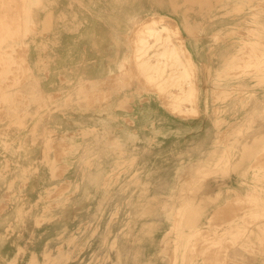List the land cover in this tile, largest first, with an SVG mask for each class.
<instances>
[{
  "label": "rangeland",
  "instance_id": "1",
  "mask_svg": "<svg viewBox=\"0 0 264 264\" xmlns=\"http://www.w3.org/2000/svg\"><path fill=\"white\" fill-rule=\"evenodd\" d=\"M203 1L205 3H202L201 11L200 3L191 4L186 0H182L176 8L170 6L169 0L151 5L146 18L138 19L127 35L128 51L122 61L115 62L112 86L109 85L107 91L99 84L100 80L82 79L71 86L69 81L73 82V79H67L64 84L66 76L72 75L75 79L77 76L70 69L64 71L63 68L46 66L48 71L41 73L44 78L43 86L53 95L44 100L43 104L47 108L46 113L52 115L51 122L39 120L40 123L35 128L56 133L52 161H38L43 145H30V132L27 135L28 142L20 146L19 153L14 158L22 164L33 165L34 172L27 183L22 185L18 178L16 163L3 175L0 172V208L4 212L3 218H0V264H30L32 257L36 264H47L46 258L55 260L60 253L70 255L66 264H92L95 255H98V264H117L116 248H121L119 264H173L172 249L177 235L174 228L177 208L180 207L178 196L181 184L188 177H196L191 180L202 184L186 192L200 193L199 197L205 198V212L211 220L204 221H209L212 225L214 221L227 219L228 225L234 219L245 216L251 225L256 224L252 214L257 209L245 197L252 188L250 184L256 181L257 169H264V114L250 116L248 121L245 118L247 124L234 131L235 117L224 115L225 110L216 109L213 117L215 128L211 126L210 135L204 138L208 143L201 137L189 145L182 140L179 142L178 137L164 141L160 138L164 135L159 129L162 125L154 130V123L178 124L186 119L199 118L201 101L198 82L199 79L203 80L204 72L200 68L195 71L198 98L194 109L186 114H176L170 103L174 97L181 95V91L172 85H169L168 90H160L158 87L164 83L163 80L158 77L148 79L135 65L134 46L138 35L145 31V21L165 20L178 26L184 35L186 20L190 19L191 14L199 11L200 15L207 11L206 0ZM209 2L217 4V13L226 18H234L246 7L255 6L250 9L253 13L250 24L256 27V18L264 26V13L261 11L264 10V0ZM162 3L164 8L161 7ZM190 5L194 10L189 8ZM235 7L244 9L240 11ZM174 9L183 17L182 26L173 16ZM156 14H159L158 17ZM161 15L163 16L160 17ZM26 21L27 13L21 0H17L16 4L7 3L6 0L0 2L2 63L8 65L7 61H10L13 64L0 68V92L19 91L27 81V75L21 67L24 63L25 38L13 35L16 29L25 28ZM225 25L223 38H232L235 30L230 26L235 23L227 19ZM262 31L264 34V29ZM247 34L257 37L250 29ZM220 38L210 37V61L204 65V70L208 73L207 84L214 92L215 107L217 104H225L233 97L234 92H254L261 88L264 90V78H261L264 76V68L257 72L255 68L245 67L246 63L241 65L238 61L239 66L229 69L227 75H224L225 63L218 69L216 50L218 44L225 42ZM153 42L154 39L149 37L148 43ZM244 46L248 49L245 62L253 64L257 51H252L254 48L250 42H246ZM237 55L240 56L239 53ZM28 59L31 61L30 56ZM150 61L157 63V58L153 56ZM42 68L44 67H40ZM3 69H9L6 77ZM242 80L247 83H238ZM235 81L238 82L235 84ZM80 82L86 88L84 106L72 105L63 111H57L56 103L65 95L64 92L57 93V89L67 85L74 92ZM252 97L247 101L249 105L254 108L262 107L264 112V98L256 99L255 95ZM1 106L3 104H0V110ZM157 106L169 113V116L156 115L157 111L153 108ZM254 111L259 112L261 109ZM1 119L4 121L8 117ZM24 133L25 131L21 136ZM10 137V133L5 132L2 135L4 141L0 138V167L2 143L9 142L12 148H18L15 142L10 141ZM155 139L158 141L154 143ZM245 143L250 145L248 152L243 151ZM254 143L257 145L254 146ZM224 151L235 154L230 156L232 164H229L228 169L224 164ZM199 165L204 166L203 176L196 170ZM237 172L243 173L238 175L242 179L225 178ZM261 181L264 182V179ZM9 191L11 194L8 196L14 198V201L5 206L2 202ZM217 195L219 201L216 205L212 203V199ZM20 207L31 209L24 223L19 222L16 217ZM146 207L150 208L147 214L144 212ZM228 208H231L230 212ZM198 209L193 212L201 210ZM257 224L264 225V220H257ZM209 225L205 224L202 229L206 236L212 229ZM219 225L221 227L215 228L223 230L222 222L216 223V226ZM255 228V235L258 237L259 231L254 226ZM210 238L204 244L201 239H196L191 244L194 251L186 249L184 258H178V262L190 264L195 260L198 263L204 257L208 264L255 263L256 260L246 250L238 246L218 248L213 245L217 237L212 234ZM163 240L169 242V245L166 243V248H170L171 253L168 255L167 252L161 257L160 243ZM253 247L256 257L261 256L257 264H264V242L255 243ZM21 248L24 249L22 254L19 252Z\"/></svg>",
  "mask_w": 264,
  "mask_h": 264
},
{
  "label": "crops",
  "instance_id": "2",
  "mask_svg": "<svg viewBox=\"0 0 264 264\" xmlns=\"http://www.w3.org/2000/svg\"><path fill=\"white\" fill-rule=\"evenodd\" d=\"M6 1L10 4L17 3V0ZM161 1L21 0L24 5V11L27 13V21L25 28L16 29L13 35L25 38L24 63L21 67L27 75V81L24 83V89L6 93L0 92V104H3L0 110L1 141H4L2 138L3 133L7 132L10 133V141L21 146L28 142V133L39 125V118L47 115V108H45L43 101L50 98L53 93L46 90L43 86L44 78L41 73L48 71L46 66L63 68L64 71L70 69L72 74L77 76L76 79L72 75L66 76L64 84L67 79H73V82L69 81L71 86L75 85L78 80L82 81V79H88L89 81L100 80L99 84L107 91L112 86L111 77L116 65L115 62L122 61L128 51L129 37L127 35L133 28V24L138 19H145L148 8L151 5L160 4ZM200 1L201 3L204 2L203 0H193V3H200ZM0 2H3V0ZM208 2L206 0V3ZM169 3H176L177 5L182 3V0H169ZM30 4L31 7L29 8ZM250 9L251 7H246L243 12L234 16V18H226L219 15V13H214V15L212 13L209 16L206 11L201 12L200 15L198 12L191 14L190 20L194 22L191 23L195 27V31L192 30V33L184 31V35L186 47L193 57V61L204 72L203 80L199 79L198 82L200 89L199 100L201 101L199 104V118L194 120L186 119L178 124L154 123L152 126L154 130L159 125H162L159 129L164 135L160 138H163L164 141H167L168 138L178 137L179 142L182 140L189 145L190 142L200 137L203 140L210 135L209 128L211 126L215 128V119L213 120V117L216 115V109L225 110L224 115L235 117L234 131L242 129L247 124L245 122L249 120L248 117L264 114L262 107L254 108L247 102L254 95L256 99H263L264 90L262 88L254 92H234L233 97L229 99H232V101L228 100L229 102L217 104L215 107L213 102L215 99L214 92L209 89L207 84L209 82L208 73L204 70L205 63L207 64L210 61V37L215 33L221 37L220 39L224 37V27L227 19L232 20L233 24L235 23L232 27L230 26V28L235 30V35L232 38H223L222 42L224 40L225 42L222 45L218 44L215 59L218 63V69L223 67L231 54L239 53V61L241 65L242 63L244 64L248 58V49L244 48L246 42L252 43L251 41L254 40L264 43V34L260 37H253L247 34L248 30L254 27L250 24L251 19H253V13H251L253 8ZM174 10L175 15L173 16L182 26L183 17L179 15L178 11L176 12V9ZM196 21H202L200 27H198ZM28 55L31 57V61H29ZM7 63L8 65L2 63L0 51V68L13 65L10 61H7ZM213 64L215 66V62ZM40 67L44 68L40 69ZM261 78H264V76ZM237 82L233 83L236 84ZM255 82L253 81V83ZM238 83L246 84L247 81L242 80ZM32 85H36L38 90L36 93L31 91ZM71 86L68 88L70 91L73 90ZM153 109L157 111L156 115L169 116V113H166L159 106ZM259 109L261 111H254ZM4 116L8 117V119L3 121L1 118ZM41 130L43 131L44 129L41 128ZM24 131L25 133L21 136ZM156 141L158 140L155 139L154 143ZM203 141L208 143L206 139ZM244 145L250 146L247 143ZM239 174L242 175L243 173L237 172L235 175L225 178L242 179V177L238 176ZM230 211L231 208H228V212ZM212 213H215V211ZM228 221L227 219L217 220L211 225L209 221L203 220L202 228L205 227V224H210L209 226L212 227L208 231V240L211 239L212 234L214 237L219 238L220 233L223 232L218 230L217 234H215L217 230L215 227H221L220 225L216 226V223L222 222L223 226L227 227ZM202 235L204 236V244L206 233L203 231ZM203 251L205 250L203 249Z\"/></svg>",
  "mask_w": 264,
  "mask_h": 264
},
{
  "label": "bare ground",
  "instance_id": "3",
  "mask_svg": "<svg viewBox=\"0 0 264 264\" xmlns=\"http://www.w3.org/2000/svg\"><path fill=\"white\" fill-rule=\"evenodd\" d=\"M173 1V0H172ZM189 1L191 4H193V0H186V2ZM195 1V0H194ZM209 1V0H207ZM260 1V0H257ZM205 3V1L203 2ZM207 5V13L209 16L214 13H217V10L219 6L217 4H212L211 2L206 3ZM171 7L176 8V3H170ZM161 7L164 8L165 5L162 3ZM252 8V6H250ZM255 7V6H254ZM253 7V8H254ZM190 9L194 10L192 8V5L189 7ZM203 5L200 2V11L202 10ZM236 10H243L244 7H235ZM157 10V9H156ZM264 13V10H261ZM199 13V11H198ZM262 13V15H263ZM159 14H156V17H158ZM164 15V14H163ZM161 15L160 17H162ZM214 17V16H213ZM212 18V17H211ZM193 21L186 20V32L192 33V30L195 31V27H193L192 23ZM254 22L256 24V27L250 28V31L254 33L257 37H260L263 35V29L264 26L259 21H256L254 19ZM253 22V23H254ZM198 24V27L201 26L202 21H196ZM144 32L140 33L138 37L136 38V45L134 46V58H135V65L140 71V73L147 77L148 79H155V77L161 78L163 80V84L159 85L160 90H168L170 87L169 85L176 86L180 91L181 95L174 97L173 101L170 103V107L173 109V111L176 114H186L189 113L194 109L196 99L198 98L196 95V87H195V71L198 69L196 63L193 61V57L189 53L186 45H185V36L182 33V30L176 26L171 24L170 22H166L165 20L160 21H145L144 23ZM212 25V24H211ZM188 29V30H187ZM196 34V33H195ZM218 35L215 33L214 35H211V38H216ZM149 37L154 39L153 43L149 42ZM3 41V38L1 39ZM253 44L252 51H257V58L255 57V62L247 63L244 65L245 67H252L257 70V72H260L264 68V44L262 42L258 41H251ZM232 44V43H231ZM6 51L4 52V54ZM155 56L157 58V63H152L150 61V58ZM239 57L237 54H231L229 56V59L227 62H225V73L224 75H227L229 72V69L234 68L238 65ZM9 69H3L4 76L6 77ZM253 75V74H252ZM251 75V76H252ZM4 79V78H3ZM81 83V82H80ZM79 83V86L76 87L74 92H71L68 90L67 85H64L59 88V92H64L65 95L61 99V101H58L56 103L57 111H63L65 108L72 106V105H78L80 107L84 106V98H85V91L86 88L84 85ZM24 88V86L22 87ZM31 91L35 92L38 91L37 87L35 85L31 86ZM222 93V92H221ZM63 94V93H61ZM51 116L52 115H45L43 117H40V121L45 122H51ZM5 137V135L3 136ZM29 137L31 138L30 145L37 146V145H43L39 151L38 161L41 163H49L52 161V151L54 146V139L57 138L56 133L52 131H40L38 128H35L30 134ZM260 137H257L259 139ZM254 146L257 145V143L253 144ZM2 152H1V170L0 172L2 175L8 171V169L11 168L15 163L16 168H18V178L21 179L22 185H25L30 178V175L34 172V167L31 164H22L21 161L15 160L14 158L19 153L20 146L18 148H12L13 146L10 145L9 142H3L2 143ZM243 151H249L247 145H244ZM241 151V150H240ZM224 164L226 165V168L228 169L229 164H232L230 156H235L234 152H228L224 151ZM243 159H244V155ZM238 162V160L236 161ZM204 166L199 165L196 167V170L198 174L203 176L204 172L203 168ZM239 167V165H238ZM258 172L256 173V181H253L252 187L250 189V192L246 193L245 199L249 201L250 203H254V207L257 209L252 215L254 217V220L256 221L255 225H251L250 222H248L245 218V216H242L240 218L234 219L231 223L227 225V227H224L222 233H220L219 238H217V241L213 243V245H216L218 248H225L228 249L229 247L235 248L239 247L241 249L246 250L249 252L253 260H256L255 263H257L258 258L261 256L256 257V252L254 251L253 245L255 243H263L264 242V225L258 226L257 220H264V182L261 181V179H264V169L258 168ZM196 178V177H193ZM191 177H188L184 183L181 184V190L179 192V208L178 212L176 213L177 219H176V225L174 228V232L177 233L176 238L174 239V245L172 249L173 253V264H183L178 262V258H184V254L186 249L189 248V250L194 251V246L192 247L191 244L196 239H201L203 242L204 236L202 235V225L203 220H211L209 216L206 215V200L205 198L199 197V194L195 193H187L186 190L190 191V188L200 187L201 185L197 182L192 181L193 179ZM11 188V187H10ZM10 191L6 193V198L3 200V205H8L10 202L14 201V198L8 196ZM219 195L216 196V198L212 199V203L218 204L219 201ZM241 196V195H238ZM2 200V199H1ZM197 208V209H196ZM200 208L201 210L199 212H193V210L198 211ZM29 208L20 207L18 208L17 212V220L19 222L24 223L27 216L30 213ZM150 208H145V213L147 214L149 212ZM3 210L0 208V218H3ZM174 214V213H173ZM248 215L251 213H247ZM254 221V222H255ZM38 223V221H37ZM254 226L257 227L259 233L258 237L256 228L254 229ZM253 228V229H252ZM218 230H216L215 234H217ZM256 234V235H255ZM258 238L257 241L255 237ZM263 236V237H262ZM206 239L204 241L208 240V237H205ZM166 243L168 244L166 240H163L160 243V252L161 257L165 253L168 252V255L171 253L170 248H166ZM197 243V242H196ZM2 244V243H1ZM169 245V244H168ZM200 247V246H199ZM203 248V247H202ZM198 249V248H197ZM21 254L24 252V249L21 248L19 250ZM116 255H117V264L120 262V255H121V248H116ZM170 252V253H169ZM227 258V253L225 254ZM256 257V258H255ZM200 260V262H195V260H192L190 264H208L206 259ZM231 258V257H230ZM70 259V255H65L63 253H60L55 260H49L46 258L47 264H66V262ZM241 259V258H240ZM239 259V261H240ZM94 263L92 264H98V255H95L93 257ZM6 261V260H5ZM172 261V259H171ZM243 262H240L242 264ZM254 263V264H255ZM9 264H14V262H11ZM30 264H36V261L32 257L30 260ZM101 264H114V262L105 263L102 262ZM225 264H228L227 262Z\"/></svg>",
  "mask_w": 264,
  "mask_h": 264
}]
</instances>
